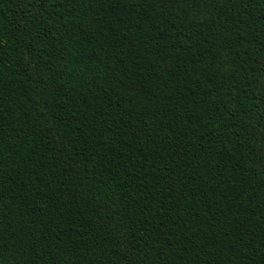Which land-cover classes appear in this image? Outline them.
<instances>
[{
	"label": "trees",
	"instance_id": "1",
	"mask_svg": "<svg viewBox=\"0 0 264 264\" xmlns=\"http://www.w3.org/2000/svg\"><path fill=\"white\" fill-rule=\"evenodd\" d=\"M0 264H264V0H0Z\"/></svg>",
	"mask_w": 264,
	"mask_h": 264
}]
</instances>
